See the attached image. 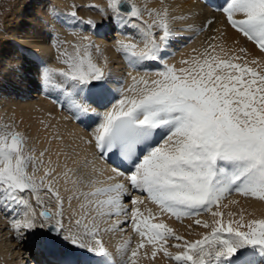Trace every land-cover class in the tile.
I'll return each mask as SVG.
<instances>
[{
  "label": "snow or ice",
  "instance_id": "6c2138e0",
  "mask_svg": "<svg viewBox=\"0 0 264 264\" xmlns=\"http://www.w3.org/2000/svg\"><path fill=\"white\" fill-rule=\"evenodd\" d=\"M198 3L203 5L200 11L188 12L203 15L202 26L215 22L203 9H214L264 50V0H225L219 7L210 0ZM86 7L99 11L101 20L111 16L117 30L121 25L135 30L114 47L130 67L144 74L128 73V88L120 80L111 85L108 59L105 56L101 64L90 54L93 49L102 51L90 37L80 36L71 54L60 36L54 37L57 54L51 59L63 66L54 67L42 57L41 86L46 95L62 97L61 107L79 124L92 121L85 127L88 137H81L93 149L92 159L84 157L80 167H70L68 161L78 153L66 151L65 145L55 152V161L50 155L45 161L50 147L36 155L35 147H27L30 137L24 133L0 134V213L9 217L13 238L21 243L31 238L49 257L46 264H71L61 244L100 257L103 264H138L146 245L151 246V258L162 252L175 264H264V218L245 222L242 212L234 219L236 213L229 211L225 220L219 210L228 207L222 201L232 192L264 201V70L234 53L216 54L214 44L180 60L179 68L167 63L174 55L168 49L177 37L174 9L156 11L158 19L148 23L134 0ZM66 15L78 20L76 10ZM80 22L90 29L100 26L96 20ZM3 68L0 56V73ZM12 70L19 71V66ZM61 139L54 131L49 144ZM97 159L110 166L111 175L104 180L100 177L106 169L96 166ZM41 166L43 175L37 177ZM144 197L161 214L190 217L210 231L201 233L199 240H185L162 220L153 222L151 210L147 215L140 211ZM202 212L210 213L211 223L199 218ZM113 216V230L124 231L129 225L140 238L135 247L130 238L117 247L119 261L102 238L101 225ZM172 238L181 242L173 245L180 249L175 253L169 251Z\"/></svg>",
  "mask_w": 264,
  "mask_h": 264
},
{
  "label": "bare ground",
  "instance_id": "6f19581e",
  "mask_svg": "<svg viewBox=\"0 0 264 264\" xmlns=\"http://www.w3.org/2000/svg\"><path fill=\"white\" fill-rule=\"evenodd\" d=\"M41 1L35 0L31 4H25L26 6L23 5L12 11L11 17L5 19L6 23L0 29V56L3 57L4 64L3 72L0 73V119L2 116V121L8 125L10 130L20 131L30 137L27 147H35L36 155H39L43 149L50 147L51 152L46 154L45 161L49 155L55 161V152L64 148L65 145L69 146L65 149L66 151L71 152L72 149H75L78 155L73 156L68 164L70 167L76 168L80 167L84 157H88L89 160L92 159L93 149L85 145L81 139V137H88L89 130L85 127H88L92 121L84 126L79 124L72 118L70 112L61 107L62 97L57 99L56 95L45 94L39 79V68L44 62L42 57L46 58L52 66L62 67L63 65L51 59L57 54L53 44L54 37L57 34L63 35L64 43L71 45L78 32L70 30L68 32L66 29H62V26L66 24L69 28H78L81 32L78 33L79 36L89 35L88 37L102 49L99 53L93 49L90 54L97 57L101 64H103V58L107 57L108 68L113 75L110 78V84L115 85L120 80L122 81L121 86L128 88L132 84L128 73L131 75H143L144 73L142 71L138 73L130 67L123 58V54L117 51L114 45L117 40H126L127 36L134 33L135 30L125 28L123 25L117 30L116 22L111 16L101 20V14L95 8L90 11L81 9L78 12L82 13L84 22L89 19L99 21V27L90 29L86 23L80 22L82 20L71 21L66 12L61 10L67 8L68 0H46L44 3ZM79 1L84 2V0ZM91 2L93 5H99L102 8L107 6L106 0H91ZM134 2L143 12L145 21L153 18V15H149V11L154 13L165 8L170 11L175 10L173 14L177 15L178 18L172 27L176 30L177 37L168 49L174 55L167 58V63L174 64L179 68L181 66L180 60L200 55L209 44H214L216 54L224 56L234 53L248 61L250 66L257 68V70H264V50H261L254 41L248 40L232 29L226 23L222 13L214 9H203L204 14L214 18L215 22L211 26H202L203 15L189 14L188 9H192V12L195 13L203 8L198 0H134ZM53 5L59 10L52 11ZM222 5L223 3L219 6ZM146 11L148 13L145 14ZM181 14L190 18L180 19ZM72 45H76V43ZM240 49L246 51L240 52ZM253 60L258 63L251 64ZM13 66H19V71L12 70ZM110 95L112 99L116 98L114 92L110 91ZM45 124L50 126L47 130L44 127ZM54 131L58 132L62 139L52 140L49 144L51 134ZM73 160L76 163H73ZM59 162L63 165V155L60 156ZM94 162L97 167L106 169L100 177L101 180L111 175L109 165L98 159ZM27 171L29 174L33 173L31 165ZM43 171L44 168L41 166L35 175L39 177L43 175ZM137 194L139 195V193ZM143 199L145 202L140 205V211L144 215H147L148 210H151L154 214L153 222L158 223L162 220L177 235L183 236L185 240H199L201 233L210 231L203 226H197L190 217L177 219L167 213L161 214L155 203L150 202L146 197ZM231 201H236V203H230ZM75 204L76 202H74V206ZM222 204L228 205L227 208L221 207L219 209L225 213L223 217L225 220L228 219L226 213L229 211L236 213L234 219H238L242 212L245 216V222L251 218H264V201L258 198L244 197L232 192L227 195ZM50 207L54 210V205ZM40 210L37 209L38 212ZM199 218L207 220L209 223L212 220L210 213L207 212H202ZM116 219L117 217L113 216L106 224H102L101 228L103 229L102 238L105 246L119 261L117 247L123 245L129 238L131 239V247H135L140 238L129 225L124 226V231L113 230L111 225ZM119 219H123V216ZM13 235L14 233L9 227V217L0 213V264H46L49 257L35 247L31 238L21 243L14 239ZM177 243L181 242L174 238L169 239V251L173 253L179 251L180 249L173 246ZM76 251L82 253L81 250L77 249ZM145 251L148 252V256L144 255ZM138 264H175V262L165 257L162 252L158 253L155 258H151V246L146 245L145 249L140 250Z\"/></svg>",
  "mask_w": 264,
  "mask_h": 264
},
{
  "label": "rangeland",
  "instance_id": "374dc122",
  "mask_svg": "<svg viewBox=\"0 0 264 264\" xmlns=\"http://www.w3.org/2000/svg\"><path fill=\"white\" fill-rule=\"evenodd\" d=\"M35 0H0V29L3 28L4 24L6 23L5 22V19L7 17H11L12 15V11H14L15 9H18L20 7H22L23 5L25 4H31L33 3ZM107 1V0H106ZM41 2H46V0H42ZM68 6L67 8H62L61 10L63 12H66L67 13H70L72 12L73 10H76L77 11V17H78V20H85L83 19L84 17H82V13H79L78 11H80L81 9H85L87 11H90L91 9H94V8H89V7H86L87 5H93L91 0H84V2H80L79 0H68ZM26 6V5H25ZM49 6V4H48ZM81 6H85V7H81ZM59 9H56L55 7V11H58ZM53 11V10H52ZM145 11V10H144ZM148 13L147 11L145 12V14ZM147 16V15H146ZM151 20L147 21L148 23H151L153 19H158V17L155 16V12L153 13V18H150ZM64 20V19H63ZM73 21V20H71ZM77 21V20H76ZM75 21V22H76ZM66 28H65V27ZM62 29H66L68 32L69 30L70 31H75V32H78V33H81L80 30L78 28H69V26H67L66 24L62 26ZM76 33V38L75 40H72L73 43H78L79 42V34ZM89 36V35H88ZM63 35H60V38H62ZM63 41H65L64 38H62ZM72 43V44H73ZM54 44V43H53ZM72 44L70 45H67L66 43H64V46L67 48L69 54L72 53L73 49H72ZM2 116H1V119H0V131L1 133H4V132H9V131H12L9 129L8 125L2 121ZM3 122V123H2ZM2 126V127H1ZM4 127V128H3ZM7 129V130H6ZM0 133V134H1ZM10 138V137H9Z\"/></svg>",
  "mask_w": 264,
  "mask_h": 264
}]
</instances>
